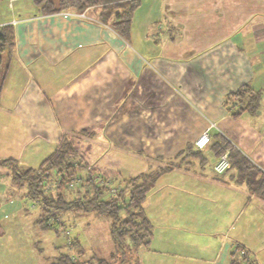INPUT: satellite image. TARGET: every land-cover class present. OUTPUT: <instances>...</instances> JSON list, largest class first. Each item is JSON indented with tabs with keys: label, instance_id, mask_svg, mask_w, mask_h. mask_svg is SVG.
<instances>
[{
	"label": "crops",
	"instance_id": "0c3cea01",
	"mask_svg": "<svg viewBox=\"0 0 264 264\" xmlns=\"http://www.w3.org/2000/svg\"><path fill=\"white\" fill-rule=\"evenodd\" d=\"M5 1L11 11L0 12V24H12L15 46L0 98V124L11 129L0 136V158L38 166L64 134L87 129L78 140L90 164L130 177L210 126L201 154L147 193L145 254L167 256L154 264H232L239 246L251 264H264V197L236 182L234 169L213 170L223 138L264 174V0H139L127 39L97 6L80 17ZM13 71L25 81L9 98ZM244 84L261 92L253 112L225 105ZM2 184L15 189L11 179Z\"/></svg>",
	"mask_w": 264,
	"mask_h": 264
},
{
	"label": "trees",
	"instance_id": "16d2710c",
	"mask_svg": "<svg viewBox=\"0 0 264 264\" xmlns=\"http://www.w3.org/2000/svg\"><path fill=\"white\" fill-rule=\"evenodd\" d=\"M41 13H54L69 8L83 11L86 7L97 6L99 19L107 23L122 38L127 39L131 29V19L139 0H32ZM15 46L12 24H0V98L6 68ZM261 92L248 85H241L230 92L225 105L239 104L240 110L253 112L259 107ZM238 112L233 113L237 115ZM87 136V129L73 134H64L56 147L36 167H22L12 158H0V165L11 169V181L23 185L26 194L38 202L41 220H46V212L87 213L104 216L109 220V234L113 242L111 259L85 256L84 248L77 238L67 244L69 251H57L48 264H141L136 252L139 247L149 244L152 225L143 210V201L156 180L174 167L186 166L188 158L198 157L201 150L193 145L181 150L163 164L141 172L135 176L121 177L114 171H102L92 166L79 145V137ZM215 154L227 151L229 167L235 171V181L243 182L250 192L264 197V174L241 152L234 149L222 138ZM227 169V168H226ZM101 180H98L97 176ZM74 180L73 186H69ZM109 182V184H106ZM115 185L114 193L109 185ZM50 225V224H48ZM51 226V225H50ZM243 252L239 253V252ZM240 254L238 261L236 257ZM251 264L242 248L237 246L231 252V263Z\"/></svg>",
	"mask_w": 264,
	"mask_h": 264
},
{
	"label": "rangeland",
	"instance_id": "374dc122",
	"mask_svg": "<svg viewBox=\"0 0 264 264\" xmlns=\"http://www.w3.org/2000/svg\"><path fill=\"white\" fill-rule=\"evenodd\" d=\"M9 11L11 8L8 3L0 0V12L6 14ZM24 81V72L13 71V78L9 74L5 85L9 98L18 95ZM10 103H6L5 106ZM0 107L3 108V104ZM13 129L14 136L21 140L20 126L16 124ZM9 132L5 125L0 124V136L9 135ZM84 147L85 145L82 146ZM31 165L35 167L37 164ZM9 179L10 167L0 165V264H48L49 258L57 251L70 250L67 244L73 237L83 246L85 256L95 255L98 258L111 259L114 246L109 234V220L106 217L92 212L76 214L71 211L63 213L50 209L46 212L48 218L41 220L38 202L26 194L23 185H15L13 190L2 184ZM242 219L243 217H240L238 223ZM137 250L140 263L154 264L157 255L153 253L146 255L145 247H139ZM164 257L167 256L160 255L157 258H160L161 262Z\"/></svg>",
	"mask_w": 264,
	"mask_h": 264
},
{
	"label": "built area",
	"instance_id": "2783aa9c",
	"mask_svg": "<svg viewBox=\"0 0 264 264\" xmlns=\"http://www.w3.org/2000/svg\"><path fill=\"white\" fill-rule=\"evenodd\" d=\"M9 2H12L13 0H8ZM87 8V7H86ZM86 8L83 11H76L75 9H66L64 10L65 14L73 15V16H80L84 17V12L86 11ZM210 126L206 127L193 141V146L199 150L204 149L211 141V135H210ZM229 167V160L227 158V152H223L217 159V161L213 165V170L215 173H222L226 168ZM97 176V175H96ZM98 180H101L100 177H98ZM75 183L74 180H70L68 183L69 186H73ZM106 184H109V182H106ZM116 190L115 185H109V192L114 193Z\"/></svg>",
	"mask_w": 264,
	"mask_h": 264
}]
</instances>
